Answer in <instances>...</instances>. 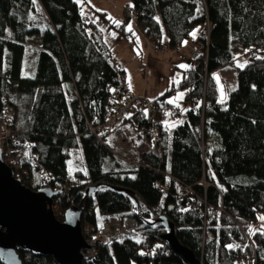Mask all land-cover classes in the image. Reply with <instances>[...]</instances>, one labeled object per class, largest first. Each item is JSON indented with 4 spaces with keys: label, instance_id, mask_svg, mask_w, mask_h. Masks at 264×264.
I'll return each instance as SVG.
<instances>
[{
    "label": "trees",
    "instance_id": "trees-1",
    "mask_svg": "<svg viewBox=\"0 0 264 264\" xmlns=\"http://www.w3.org/2000/svg\"><path fill=\"white\" fill-rule=\"evenodd\" d=\"M86 11L77 0H0V117L6 106L14 110L4 160L15 177L33 191H57L61 221L82 204V227L94 234L104 222L138 218L133 235L100 241L84 264H188L162 239V225L139 219L121 188L167 215L180 243L204 264H264V227H257L264 215V0H128L120 21ZM135 26L157 47L166 37L172 49L186 42L198 48L177 88L154 100L169 104L177 90L187 98L186 111L174 116L182 122L159 126L157 143L140 132L150 126L143 112L108 122L128 82L107 35L137 41ZM237 50L246 63L235 66L237 85L221 102L215 73L235 65ZM124 126L135 136L136 159L109 141ZM76 150L84 168L71 172ZM99 184L106 189L87 192ZM18 254L24 264H57L52 256Z\"/></svg>",
    "mask_w": 264,
    "mask_h": 264
},
{
    "label": "rangeland",
    "instance_id": "rangeland-1",
    "mask_svg": "<svg viewBox=\"0 0 264 264\" xmlns=\"http://www.w3.org/2000/svg\"><path fill=\"white\" fill-rule=\"evenodd\" d=\"M77 1L84 5V11L86 13H90L89 11H86V9L106 11L109 16H112L119 21L122 20L123 10L128 2V0ZM131 26H133V23H131ZM135 27L134 30L140 34L137 41L118 42L116 36L113 35H107V41L109 42L115 61L120 68L126 71V79L129 85H131L133 94L140 97L144 96L149 99V101L156 102L154 100L160 95H163L165 92L172 90L173 88H177L182 79L183 69L185 68L180 67V65L188 66L192 64L198 54V48L193 44L194 42H186L179 48L172 49L168 46L166 37H164L159 43L162 47H157L149 38L144 36L142 31ZM200 30L201 28L197 27L193 32L195 35L192 34V38L195 39ZM38 41L39 39L32 40V42H35L36 44ZM30 56L26 63L27 74H30ZM234 60V66H227L215 73L216 79L218 77L217 84L220 101L226 100L230 90L237 85L235 66L239 67L246 63L245 56L239 53L238 50ZM167 99L168 101H174L169 104L182 109L178 113L175 112L169 115L166 123H169V125L173 127L181 123L183 120V115L177 117L174 116L186 111V92L177 90L175 91V94L169 95ZM133 138H135V136L129 129V126H124L121 131L111 134L109 141L120 156H124L125 159H136V156L132 155L133 145L135 144ZM7 160L9 159H6V161ZM69 168L71 172L84 168L83 158L80 151L76 150L73 152L69 160ZM98 188L106 189V185L100 184ZM130 197L134 204L135 213L138 215L139 219L144 222L152 223L155 226L160 225V223H157V219L160 216L158 212L148 208L138 195L133 194L130 195ZM145 213H148L149 216H146ZM261 216H264L263 213H258V219ZM126 219L122 223L120 221H108L109 228L107 230H98L96 234L90 231L88 227L83 229V234L90 246L88 249L83 250V256L85 255V252L88 253L89 256L94 255L100 241L112 242L119 235H133L139 228V223L133 232H129V229L126 230ZM258 225V228L264 227V221L259 219Z\"/></svg>",
    "mask_w": 264,
    "mask_h": 264
},
{
    "label": "water",
    "instance_id": "water-1",
    "mask_svg": "<svg viewBox=\"0 0 264 264\" xmlns=\"http://www.w3.org/2000/svg\"><path fill=\"white\" fill-rule=\"evenodd\" d=\"M99 185L90 186L87 192L92 194ZM120 191L134 194L126 188ZM56 194L57 191L50 188L38 191L27 188L15 177L0 152V259L4 264H24L19 250L52 256L57 264H84L82 252L90 246L81 224L83 205H73L61 221L54 211ZM157 223L166 230L162 239L188 264H204L191 249L180 243L176 226L167 215H160Z\"/></svg>",
    "mask_w": 264,
    "mask_h": 264
},
{
    "label": "built area",
    "instance_id": "built-area-1",
    "mask_svg": "<svg viewBox=\"0 0 264 264\" xmlns=\"http://www.w3.org/2000/svg\"><path fill=\"white\" fill-rule=\"evenodd\" d=\"M132 19L136 24L137 16L133 15ZM137 29H139V27H137ZM120 93L122 98L120 99L119 104L113 108L112 115L109 117L108 122L114 124L121 119L128 117L129 115H137L139 114V111L140 113L143 112L150 126L142 127L140 132L150 136L153 143L159 142L158 127L167 122L170 114L180 112L179 108L171 104H157L155 102L149 101V99L144 96L140 97L132 94L129 84L124 81H122ZM14 114L15 113L12 107L6 106L2 112V116L0 117V152L3 154V157L4 155L8 156L10 153L11 147L9 145V141L12 138V132L9 126L13 121ZM10 160H13L14 162L19 161L18 158ZM125 224L127 225L126 230L129 229V232H133V230L138 226V220L136 218L130 217L126 219ZM108 228V222H104L102 225H100L99 230H107ZM96 251L92 256H89L88 253L85 252V261L92 259L96 255ZM237 264H239V262H237ZM245 264H253V261L247 260L245 261Z\"/></svg>",
    "mask_w": 264,
    "mask_h": 264
},
{
    "label": "snow or ice",
    "instance_id": "snow-or-ice-1",
    "mask_svg": "<svg viewBox=\"0 0 264 264\" xmlns=\"http://www.w3.org/2000/svg\"><path fill=\"white\" fill-rule=\"evenodd\" d=\"M33 2H35V0H33ZM115 23H117V25H119V21H115ZM128 31H131L132 29H131V25H129L128 26V29H127ZM114 35V34H113ZM193 35H195V34H193ZM180 67H187L186 65H180ZM217 79H218V77H217ZM130 87H131V85H130ZM169 103H173L174 101H172V100H170V101H168ZM221 102H223V101H221ZM259 219H261L262 221H264V216H261V217H259ZM229 247H231V246H229Z\"/></svg>",
    "mask_w": 264,
    "mask_h": 264
}]
</instances>
